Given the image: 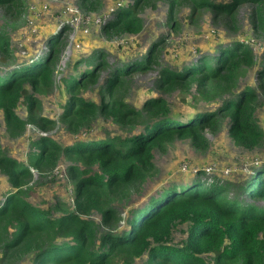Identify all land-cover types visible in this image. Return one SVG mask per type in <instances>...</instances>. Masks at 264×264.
Listing matches in <instances>:
<instances>
[{
  "label": "trees",
  "instance_id": "1",
  "mask_svg": "<svg viewBox=\"0 0 264 264\" xmlns=\"http://www.w3.org/2000/svg\"><path fill=\"white\" fill-rule=\"evenodd\" d=\"M150 1L135 0L119 7L103 32L108 36L140 33L143 22L138 13ZM167 1L171 20L175 7L184 3L193 9L210 6L233 17L239 5L249 2L253 29L264 31V0L218 5L210 0ZM81 2L84 9L96 10L95 1ZM21 6L22 0H0V8L6 12ZM172 24L175 26V19ZM163 41L154 43L140 58L116 66L101 53L89 61L91 69L65 80L68 95L61 119L67 126L88 127L102 117L122 127L130 124L131 130L126 137L82 139L74 146H63L43 135L33 142L28 160L40 173L53 174L62 155L71 161L67 173L74 184L73 208L66 202L46 208L29 201V188L23 187L32 175L30 167L5 154L0 145V171L11 186L4 199L0 197V256L6 263L29 257L31 264H136L146 257L143 264H264V165L250 177L227 183L199 179L206 174L201 169L188 171L198 180L163 185L158 195L134 205L125 227L121 226L116 203L128 201L132 186L152 171L155 149L175 138L190 139L196 149H206V130L215 131L222 119L229 120L230 136L244 148L252 150L264 142V125L256 118L264 96V51L259 60L244 43L232 44L181 71L163 67L156 80L155 87L163 92L177 88L191 92L194 88L198 97L218 104L215 110L179 119L163 96L147 99L141 108L127 104L128 79L159 64ZM11 42L9 33L0 28V57L11 53ZM60 47L50 40L44 57L22 61L0 73V110L10 132L21 131L28 122L42 130L55 124L37 112L39 101L27 85L31 89L53 86ZM253 68L255 86L241 84ZM104 70L110 73L100 101L79 97L82 90L100 82ZM22 100L29 111L26 120L17 114ZM94 212L100 214V220L92 217ZM177 228L184 233L174 242Z\"/></svg>",
  "mask_w": 264,
  "mask_h": 264
},
{
  "label": "rangeland",
  "instance_id": "2",
  "mask_svg": "<svg viewBox=\"0 0 264 264\" xmlns=\"http://www.w3.org/2000/svg\"><path fill=\"white\" fill-rule=\"evenodd\" d=\"M96 10H86L81 0H22L21 8H13L6 12L0 8V28L11 36V53L0 57V73L27 61L30 58L44 57L48 51L50 40L60 44V52L54 67L53 86L39 85L27 90L39 101L37 112L54 120L47 130L37 124L26 123L23 129L10 132L6 126L4 113L0 110V145L5 154L15 157L31 167L32 175L28 184L27 198L32 203L51 208L55 202L61 206L66 202L73 208L74 184L71 182L67 166L71 161L61 156L53 174L40 173L33 168L28 156L33 149V142L41 135L51 137L63 146H74L82 139H99L107 136H129L130 124L121 125L104 119H96L88 127L67 126L61 119L67 99L65 80L85 69H91L90 60L104 53L109 64L116 66L123 62L140 58L154 43L164 40L160 51L159 64L147 72H137L128 79L125 101L131 107L141 108L143 103L154 96H163L169 103L173 116L185 119L197 111H213L218 104L203 100L197 96L195 89L185 92L179 88L163 92L155 87L157 78L163 67L181 71L207 57H215L219 51L235 43L248 45L261 60L264 51V31H255L251 25L252 4L238 6L235 16L227 17L219 9L210 6H199L194 9L184 3L175 7L171 13L167 0H151L143 5L139 17L143 29L138 34H113L108 36L102 27L111 20L119 7L133 4L135 0H93ZM215 5L231 3L233 0H210ZM103 20L102 24L97 19ZM87 29L88 32L84 30ZM30 57V58H28ZM95 63V60L93 61ZM109 71H101L100 82L93 87L82 90L79 97L100 101L103 84ZM255 70L249 69L242 78V83L256 84ZM262 106L257 110L256 118L264 125V96L260 99ZM17 114L23 120L29 115L26 101L22 100L17 107ZM20 131V132H19ZM19 132V133H18ZM209 145L206 149H196L190 139L175 138L162 148L154 150L153 169L141 183L132 186L130 199L116 203L125 227L126 219L132 207L144 204L151 195H158L162 186L170 183H189L198 178L188 168L202 169L212 166L215 173L200 175L199 179L211 178L218 181L237 182L243 177H250L254 171L264 165V142L250 150L237 144L229 134V120L219 121L215 131L206 130ZM206 176V177H204ZM208 177V178H207ZM11 189L6 175L0 171V197ZM5 193V194H4ZM235 194L232 188L230 195ZM58 215V212H55ZM92 217L100 220L99 213ZM183 230L174 231L173 241L179 242ZM146 257L136 261L143 264ZM0 264H31L29 257L6 263L0 256Z\"/></svg>",
  "mask_w": 264,
  "mask_h": 264
},
{
  "label": "built area",
  "instance_id": "3",
  "mask_svg": "<svg viewBox=\"0 0 264 264\" xmlns=\"http://www.w3.org/2000/svg\"><path fill=\"white\" fill-rule=\"evenodd\" d=\"M97 23H98V24H102V23H103V20H102L101 18H98V19H97ZM84 31H85V32H88L87 29H85ZM182 170H183V171H192L193 173H198L200 169H197V168H193V169H192V168H188L186 165H183ZM201 170L205 171V172H206L205 175H208V176H210L211 174H213L214 171H215V170H213V167H212V166H205V167H204L203 169H201ZM209 179L211 180V178H209Z\"/></svg>",
  "mask_w": 264,
  "mask_h": 264
},
{
  "label": "clouds",
  "instance_id": "4",
  "mask_svg": "<svg viewBox=\"0 0 264 264\" xmlns=\"http://www.w3.org/2000/svg\"><path fill=\"white\" fill-rule=\"evenodd\" d=\"M28 58H30V57H28ZM32 58H30L29 60H31ZM17 66V65H16ZM30 169H31V167H30ZM204 177H206V176H204ZM208 178V177H207ZM212 180V179H211Z\"/></svg>",
  "mask_w": 264,
  "mask_h": 264
}]
</instances>
